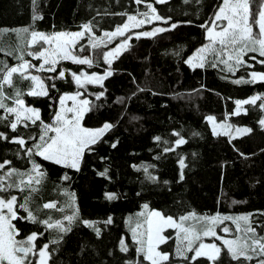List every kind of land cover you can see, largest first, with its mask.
I'll list each match as a JSON object with an SVG mask.
<instances>
[{
    "label": "trees",
    "instance_id": "trees-1",
    "mask_svg": "<svg viewBox=\"0 0 264 264\" xmlns=\"http://www.w3.org/2000/svg\"><path fill=\"white\" fill-rule=\"evenodd\" d=\"M221 3L0 0V69L4 73L5 66H18L24 61L38 66V61L28 55L38 51L30 45L33 32L76 33L88 24L91 38L83 37L74 49L76 57H88L93 42L106 39L105 33L115 32L128 16L149 14V5L168 21L160 20L157 25L170 29L152 37L131 38L128 47L108 64L97 58L90 65L59 62L56 72L40 75L47 95H28L33 82L20 73L12 75L11 85L2 84L0 99L7 107L16 108L15 100L19 98L25 108L39 110L40 120L32 124L22 119L14 132L10 122L15 121V115L0 108V117H7L0 119V133L8 137L0 139V163L10 161L0 169V175L12 168L25 174L13 175L5 184H20L21 180L27 182L29 175L33 177L30 188L21 192L13 187L0 196H17L18 218L12 223L20 238L40 234L35 241L37 247L48 244L47 264H151L137 252L126 226V220L142 210L159 211L173 218L190 213L202 218L242 214L248 217L257 236H264V127L259 123L264 119V108L260 107L264 103V81L234 83L251 80L252 72L264 73V63L260 62L264 56L247 51L241 57L243 63L237 65L231 60L226 65L217 55L209 54L204 67L192 68L186 63L206 43V29ZM173 23L177 27L171 29ZM106 43L114 46L118 38ZM60 71H65L64 78H58ZM106 72L111 74L101 85L85 82L86 90L72 83L73 73L86 77ZM4 73H0V83ZM78 92L93 105L82 117L83 127L113 125L85 151L79 170L27 155L26 150L34 143L31 137L38 139L40 135L41 121L53 123L61 96ZM101 92L103 96L97 99ZM254 96L260 99L239 106L236 114V101ZM208 117L252 131L233 138L216 134ZM17 136L25 139L24 147L11 142ZM180 138L185 143L177 145L175 141ZM33 160L41 166L43 176L31 171ZM65 175L68 179H63ZM106 193L116 198L109 200ZM25 197L37 222L26 219L27 212L18 207L25 203ZM45 203H54L55 207L45 209ZM74 213L71 223L64 219ZM109 217L112 222L105 223ZM85 220L99 229V235L83 223ZM41 221L53 226L49 228ZM57 221L70 230L61 231ZM165 235L168 241L159 249L169 253L170 259L162 264H210L205 258L193 260L191 252L185 253L187 259L175 258L178 244L174 232L168 230ZM123 238L127 251H121ZM54 240L58 243H52ZM260 259L264 257H241L236 261L222 248L214 264H258Z\"/></svg>",
    "mask_w": 264,
    "mask_h": 264
},
{
    "label": "snow or ice",
    "instance_id": "snow-or-ice-1",
    "mask_svg": "<svg viewBox=\"0 0 264 264\" xmlns=\"http://www.w3.org/2000/svg\"><path fill=\"white\" fill-rule=\"evenodd\" d=\"M35 3V0H33ZM137 3H140L141 0H136ZM166 0H157V3H164ZM187 2V0H185ZM253 0H223V5L220 6L219 11L214 14V19L211 21V24L214 27H219L217 24L218 21L226 20L227 25L220 28L219 31H215L213 27H209L206 29L208 33V39L210 41L209 45H205L204 48L199 49L198 51L200 53H204L206 50H210L212 53L216 54L218 58L220 59L221 63L228 64L229 61L235 60V63L237 65L243 63L241 60L242 55L247 51H258L261 56H264V0H259V8L258 11H253L252 9ZM149 8L151 9L152 16L149 17L148 13H145V17L147 19H141L137 20L135 16H128V21H134V23H124L122 26H118L115 32L111 33H105L109 38L114 36H123L126 31H129L130 28H139L145 23H151V21L157 20H164L165 23L168 21L165 20V18L161 17L160 15L156 14L155 8H152L149 5ZM39 17L34 16V19H37ZM258 25L259 27V34L255 33L253 31V26ZM177 27V24L173 23L171 24V29H174ZM203 27V25L201 26ZM83 31L76 32V33H53L51 37L45 36L42 33H32L33 36V42L35 43V38L39 36L41 39H43L46 43L52 44L53 42H56V47L51 50L49 55L53 57L52 59H49V56L45 55V52H28V55L34 56V57H44L43 64L40 65V68L37 69L38 71L47 70L51 72H56L55 65L58 63V59H71L73 63L76 64H91V60L87 58H78L74 55H70L69 52L66 50L68 43H75L76 38L82 37L85 32L90 30V26L88 24H84L82 26ZM168 28H155L152 31H145L137 33V38H140V36L145 37H152L155 36L159 32H165L169 31ZM27 31V29H25ZM61 37H68L69 40L65 41L63 45L59 43V40ZM127 39H130V37L126 38L123 44L118 45L117 49L110 52L104 53V59L107 62L109 56L118 54L119 50L121 48H124L127 46ZM219 44V48L213 47L216 44ZM95 47V45H93ZM224 56H227V60L223 59ZM20 60H23V57H19ZM193 57H190L186 63H192ZM204 57H199V62L194 64V67H204ZM261 63H264V61H260ZM51 64V67L45 68V65ZM215 67V64H213ZM6 73H4V69H0V73L3 74V80L2 83H0V88H2V84L6 83L11 85L12 80L11 77L14 73L19 72L22 77L29 78L28 77V69L35 67L34 65H31L29 62L24 61L23 63H20L18 66L13 67H7ZM110 72H106L104 76H97L96 74H93L92 76H86L85 81L88 83H99L101 82L106 76L110 75ZM73 79L75 83L78 86H83L81 84L80 76H83L84 74L81 73L80 76L76 75L75 73L72 74ZM251 80L244 81L243 79L236 80L234 83H253L257 80L264 81V73H256L252 72L250 73ZM65 77V71L59 72L58 78H64ZM30 79L32 81H38V77L35 75H31ZM54 87V85H53ZM19 95V94H18ZM28 95H47V91L43 89L41 86V91L35 92L30 91ZM76 95H79L77 93ZM3 96V92L0 91V97ZM101 96H103V93L97 94V99H99ZM65 99H76V96H68L67 94L61 96L60 98V105L61 110L57 111L55 113V116L53 118V123L51 125L44 124L43 121H41L42 128L40 135L38 139L35 137H31V139L34 140L32 148H29L26 150V154L29 156L35 155L42 157L44 160H50L53 161L56 164H62L64 167H71L79 170V165L81 162V159L87 149L91 145H94L97 143L99 137L102 136V134L113 127L110 123H105L101 128L97 129H88L84 128L81 125V119L83 116V111L85 110H91L93 105L90 104L88 100L81 101V108L77 109L75 107L73 108H64V101ZM257 99H260V97L254 96L251 97L248 100L240 101L237 100L236 104L238 106L237 113H239V106L242 104H248L252 103L254 104ZM16 105L23 106L24 101L22 99L17 98L15 100ZM260 107L264 108V103L260 105ZM0 108L6 109V111L10 114H15V121L10 122V127L12 131H17V126L21 123H23L21 119L20 112L17 110V108L7 107L3 100L0 99ZM25 113H31V115H25L23 120L28 121L30 120L32 124H35L38 120H40L39 116V110L35 108H24ZM68 112H74L75 114L70 118L66 115ZM33 117H35L33 119ZM0 119H7V117H0ZM212 117H208V120H212ZM260 125L264 127V119L260 120ZM27 127V124L24 125ZM239 132L243 133H249L252 130L249 128L245 129H237ZM52 132L54 135L49 136L48 133ZM0 139L8 140V137L5 136L3 133H0ZM159 140V137L156 138ZM13 143H17L21 145V147H24L26 144V141L23 137L17 136L13 137L12 141ZM177 145H181L185 143L183 138L177 139L175 141ZM115 147V145H113ZM32 163V172H35L37 176H43V172L40 171V165L37 164L34 160L31 161ZM10 161L4 160L2 163H0V169H4L6 165H9ZM180 165L183 168L184 162L183 160L180 161ZM146 170V169H145ZM25 175L24 173H18V170L12 168L9 169L4 174L0 175V193L7 192L9 189L16 187L19 188L21 192L25 190V188H30L33 183V177L29 175V178L27 182L24 180L20 181V184H15L12 182H9L7 184L4 183V181L7 178L12 177L13 175ZM100 175H105V173H100ZM181 179H183V175L181 174ZM63 179H68L67 175L63 177ZM154 179V178H153ZM35 183H39V179L35 180ZM106 198L111 200L115 199L116 196L113 193H106ZM17 196L10 195V197H4L0 196V264H37L36 261L30 259V254L35 256L38 254L39 256V262L38 264H47V259L50 256V253L48 250V244H44L40 248H36V245L34 244V241L37 239L38 233H32L30 234L26 240L24 241H18L14 237L17 235V231L14 227V225L11 223V220L17 219V212L15 211V208L17 207ZM28 204V198L25 197V203L19 204V208H23L27 212L26 219L37 222L36 217L33 215V212L30 211L27 207ZM45 209L48 208H54V203H45L43 205ZM145 209L148 208V205H143ZM7 210L6 212L4 210ZM194 214L190 213L187 216H180L179 217V223L172 217V216H164L159 211H152L148 214V218L146 220L147 223V229L146 232H141L137 234V230L133 229V238L136 241V243L140 244L141 246L137 248L138 253H143L144 259L151 261V264H161V262L168 261L169 256L167 253L158 252L156 251L154 240H157L159 242L164 241V237L160 235V232L163 230V226L168 227H176L180 229L181 232L184 233L183 240H187V246L177 247V255L182 256L185 259L187 257L185 256L186 252H195V256L192 257L193 260H195L197 257L206 256L209 261H215L220 255L221 248L216 246L215 244L205 245L201 243L199 247L193 248V243L196 240L200 239L199 234H194L193 229L190 227H185L183 222L187 221L190 216ZM75 213L73 216H65L64 219L68 220L69 223H71L72 219L74 218ZM153 217L159 218V225H157L154 229L153 224ZM24 218V217H20ZM207 219L210 223L214 224L217 220L221 219L219 216H214L210 218H204ZM222 219L228 220L233 219L232 217H223ZM236 220H244L248 221V217H237ZM111 217L105 222V223H111ZM41 223H44L47 225V227L51 228L53 225L49 223L48 221H41ZM57 227L61 231H69L70 229L65 228L59 221L56 222ZM83 223L87 226L93 227L96 231L97 235H99V229H95L94 225L85 220ZM137 227H140L139 225ZM237 228L239 230L240 225H237ZM224 232H228V228L223 229ZM244 231L246 233H251V243L249 244L247 241L240 243L238 240H223V244L227 247V250L229 254L231 255V258L233 260L239 261L241 257H243L245 260H252L254 256H261L264 257V236H257L255 228L249 223L244 228ZM147 236V243L145 246V241L142 238L143 236ZM203 235L208 236L212 235L215 236L216 233L211 229L208 228L206 231L203 232ZM217 239H220V237H217ZM183 240L181 241V245L183 244ZM52 243H58V241H52ZM121 251H127V246L124 244V241L121 240ZM252 253L253 255H250L249 253ZM258 264H264V259H260L258 261Z\"/></svg>",
    "mask_w": 264,
    "mask_h": 264
},
{
    "label": "rangeland",
    "instance_id": "rangeland-1",
    "mask_svg": "<svg viewBox=\"0 0 264 264\" xmlns=\"http://www.w3.org/2000/svg\"><path fill=\"white\" fill-rule=\"evenodd\" d=\"M223 5V0H222V3L220 6ZM220 8V7H219ZM258 8H259V0H253V4H252V9L253 11H258ZM149 11L150 13L148 14L149 17L152 16V12H151V9L149 8ZM219 9L216 11L218 12ZM137 20H141V19H147V17L143 16V17H136ZM214 19V17H213ZM212 19V20H213ZM161 21H157V20H152L151 23H145L143 24L141 27L139 28H130L129 31H126L124 33L123 36H114V37H111V38H108V36L106 35V39L104 40H101V41H98V42H93V44L90 46V54L88 57H78V58H87L89 60H91V62L94 61V59H98V60H101L102 62L104 63H110L112 61V59L117 56L119 53H121L122 51H124L127 47H128V44H129V40L133 37H137V33H140L142 32V28H146V27H149L148 31H152L153 29L155 28H163L157 24H159ZM125 23H134V21H128V18H127V21ZM217 24L219 25V27H214L211 23L209 24V27H213L215 31H219L221 27L223 26H226L227 25V21L226 20H222V21H218ZM83 31V30H82ZM253 31L257 34H259V27L258 25H254L253 26ZM45 36H48V37H51L52 34H44ZM83 37H90L91 38V33H90V30L85 32L84 35L82 37H78L76 38V41L75 43H68L67 44V47H66V50L69 52L70 55H74V49H75V46L76 44L83 38ZM130 37V39H127V46L124 47V48H121L118 52V54H115V55H112V56H109L108 58V61L106 62L105 59H104V53L105 52H110V51H114L117 49V46L118 45H121L123 44V42L125 41L126 38ZM208 37V33L206 31V43L200 47L199 49L201 48H204L205 45H209L210 44V41L209 39L207 38ZM115 38H118V43H116V45L114 46H111L109 45V43H106V42H110L111 40H114ZM111 39V40H110ZM69 40L68 37H61L60 40H59V43L61 45H63L65 43V41ZM30 45L34 46L38 51L37 52H45V55L46 56H49V59H52L53 57H51L49 55V53L51 52V50L53 48L56 47V42H53L52 44H49V43H46L43 39H41L39 36H37L35 38V43L33 42V36H31V39H30ZM95 45V47L93 46ZM213 47L215 48H219V44L217 43L216 45H214ZM198 49V50H199ZM198 50L195 51V53H193V55L191 57H193V61L192 63H188L190 67L194 68V64L198 63L199 62V57L203 56L205 59L207 58V56L209 54H214L212 53L210 50H206L204 53H200ZM259 54V52H258ZM216 55V54H215ZM75 56V55H74ZM32 58L34 60H37L38 61V66L36 67H33V68H29L28 69V77L30 78L31 75H35L38 77V81H32L33 82V90L32 91H35V92H39L41 91V86L43 87L44 90L45 89V85L43 83V80L41 79L40 75L46 71V72H51V71H47V70H42V71H38L37 69L40 68V65L43 64L44 62V57H34L32 56ZM223 58H225L227 60V56H224ZM58 59V63L59 62H62V61H71V59H59V58H56ZM204 59V61H205ZM189 60V59H188ZM57 63V64H58ZM57 64L55 65V67L57 66ZM85 65H89V64H85ZM48 67H51V64L49 65H45V68H48ZM19 73V72H17ZM3 79V78H2ZM80 79H81V84L83 85L82 87L79 86L80 89L82 90H86V86H85V76H80ZM72 83H75L73 77H72ZM6 84V83H5ZM76 84V83H75ZM77 85V84H76ZM78 86V85H77ZM80 90V91H82ZM79 95H76L77 93L75 94H67L68 96H73L75 95L76 96V99L73 100V99H65L64 101V108L67 109V108H77V109H80L81 108V101L83 100H88V98H82L81 97V92H78ZM65 95V94H64ZM89 101V100H88ZM243 105V104H242ZM241 106V105H240ZM17 110L20 112V115H21V119L24 118L25 115H31V113H25L24 112V106H16ZM61 110V105L59 103V107H58V111ZM87 110L83 111V115L84 113L86 112ZM75 113L74 112H68L66 113V115L68 117H72ZM15 115V114H14ZM83 117V116H82ZM213 118V117H212ZM82 121V119H81ZM207 121L209 122L212 130L214 131V133L216 134H224L226 135L227 137L229 138H233V137H237V136H240V135H243L244 133L243 132H239L237 131V129L239 128H235L233 126H230V125H227V123L225 122H220V121H216L214 118L210 121L208 120L207 118ZM82 125V124H81ZM83 127V126H82ZM85 128V127H84ZM101 128V127H99ZM90 129V128H88ZM97 129V128H95ZM108 131V130H107ZM105 131L102 136L107 132ZM101 136V137H102ZM99 137V139L101 138ZM98 139V140H99ZM42 158V157H41ZM47 161H50V160H47ZM50 162H53V161H50ZM54 163V162H53ZM56 164V163H55ZM57 165H60V166H63L62 164H57ZM71 168V167H70ZM72 169H75V168H72ZM5 212L7 211L6 209L4 210ZM152 212V211H148V210H142L141 212H139L136 216L134 217H130L126 220V226H127V231H128V234H129V237L131 238V240L136 244V248H139L141 245L136 243V241L134 240L133 238V229H136L137 230V234H138V238L139 237V233L141 232H146V229H147V223H146V220L148 218V214ZM227 217H231V216H227ZM237 217H245V215H239V216H233L232 218L233 219H228V220H224V219H219L217 220L214 224L210 223L207 219H204L202 217H197L195 215H192L190 216V218L187 220V221H184L183 224L185 227H190L193 229V232L194 234H199L200 235V239L199 240H196L194 241L193 243V248H197L199 247V245L201 243L205 244V245H210V244H215L216 246L220 247L221 249L222 248H225L227 249V247L223 244V240H238L240 243H243L245 241H247L249 244L251 243V238H252V234L251 233H246L244 231V228L246 227L248 223V221H244V220H236L235 218ZM153 224H154V229L157 225H159V218H156V217H153ZM178 223L180 222L179 221V218H174ZM14 220V219H13ZM13 220H11V223L13 222ZM13 224V223H12ZM240 225V228L238 230L237 228V225ZM140 226V227H137V226ZM208 228H211L215 233L216 235L215 236H212V235H208V236H205L203 235V232L206 231ZM224 228H228L229 231L228 232H224L223 229ZM168 230H172L174 232V237H175V240H176V243L178 244V246H182V247H186L187 246V243L188 241L187 240H183V236H184V233L180 231V229L176 228V227H168V226H163V230L160 232V235L163 236L165 239L163 242H159L157 240H154V243H155V247H156V251L158 252H162L159 247L164 244L166 241H168V237L165 235V232L168 231ZM28 237V236H27ZM26 237V238H27ZM217 237H220V239H217ZM16 240L18 241H24L26 240V238H17V235H15L14 237ZM145 241V246H146V243H147V236H143L142 237ZM124 241V244H125V239L123 238L122 239ZM183 240V244L181 245V241ZM34 244L36 245V241H34ZM126 245V244H125ZM36 248H40V247H37L36 245ZM228 251V250H227ZM164 253H167V252H164ZM187 253V252H186ZM251 253V252H250ZM249 253V254H250ZM143 255V253H140ZM168 256H169V259H170V254L167 253ZM195 256V252L194 251H191V258ZM174 257L175 258H178L180 259L182 256H178L177 255V250L174 252ZM30 259L34 260L37 262H39V256L38 254L33 256L30 254ZM197 258H205L207 259L206 256H201V257H197ZM196 258V259H197ZM148 262L151 263V261L147 260ZM169 261V260H168ZM166 262V261H164ZM164 262H161L164 263ZM210 264H214V261H209ZM4 264H6V262H4ZM173 264H179V263H173Z\"/></svg>",
    "mask_w": 264,
    "mask_h": 264
},
{
    "label": "water",
    "instance_id": "water-1",
    "mask_svg": "<svg viewBox=\"0 0 264 264\" xmlns=\"http://www.w3.org/2000/svg\"><path fill=\"white\" fill-rule=\"evenodd\" d=\"M92 76V75H91ZM97 76H104V74L103 75H97ZM109 76V75H108ZM108 76H106L101 82H99V83H95V82H93V83H90V84H92V85H101L104 81H105V79H107V77Z\"/></svg>",
    "mask_w": 264,
    "mask_h": 264
},
{
    "label": "flooded vegetation",
    "instance_id": "flooded-vegetation-1",
    "mask_svg": "<svg viewBox=\"0 0 264 264\" xmlns=\"http://www.w3.org/2000/svg\"><path fill=\"white\" fill-rule=\"evenodd\" d=\"M17 238H19L20 239V237H19V235L17 234ZM22 239V238H21Z\"/></svg>",
    "mask_w": 264,
    "mask_h": 264
}]
</instances>
